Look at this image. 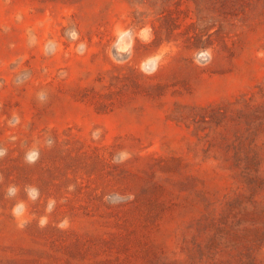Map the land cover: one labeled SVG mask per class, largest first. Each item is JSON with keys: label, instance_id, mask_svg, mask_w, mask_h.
Instances as JSON below:
<instances>
[{"label": "rangeland", "instance_id": "1", "mask_svg": "<svg viewBox=\"0 0 264 264\" xmlns=\"http://www.w3.org/2000/svg\"><path fill=\"white\" fill-rule=\"evenodd\" d=\"M0 264H264V0H0Z\"/></svg>", "mask_w": 264, "mask_h": 264}]
</instances>
